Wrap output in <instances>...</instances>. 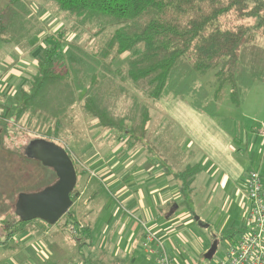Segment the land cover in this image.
I'll use <instances>...</instances> for the list:
<instances>
[{
	"label": "trees",
	"instance_id": "16d2710c",
	"mask_svg": "<svg viewBox=\"0 0 264 264\" xmlns=\"http://www.w3.org/2000/svg\"><path fill=\"white\" fill-rule=\"evenodd\" d=\"M48 1L81 25L113 30L96 52L87 51L76 39L66 41L65 27L43 37L36 74L26 89L13 96L16 105L9 108L10 103L2 114H11L5 119L15 123L24 120V132L57 137L64 119H69L73 105L80 101L81 110L95 120L92 128L111 130L132 146L142 143L149 132L150 100L186 96L193 108L219 116L217 107L225 90L230 102L238 105L255 80H264V48L257 40L264 37V0ZM15 11L9 8L8 24H0V38L23 44L41 29L26 28L28 11L23 15ZM124 52L129 53L124 67L113 68L112 61ZM208 72L213 74L210 87L200 82ZM138 94L149 101L142 102ZM220 121L224 129L231 130L230 118L220 116ZM173 144L172 152L164 148L170 161L162 157L161 167L178 181L182 204L194 216L192 184L200 166L184 163L179 145L176 149ZM63 148L76 175L83 174L68 148ZM77 195L74 188L72 201ZM13 213L3 221V246L9 245L13 234L40 235L50 227L39 218L21 220ZM69 222L78 223L74 219ZM88 230L83 225L80 231L87 234ZM226 237L234 239L231 233Z\"/></svg>",
	"mask_w": 264,
	"mask_h": 264
},
{
	"label": "rangeland",
	"instance_id": "374dc122",
	"mask_svg": "<svg viewBox=\"0 0 264 264\" xmlns=\"http://www.w3.org/2000/svg\"><path fill=\"white\" fill-rule=\"evenodd\" d=\"M9 8L12 9V12L17 9L19 14L22 15L25 14V11H28L26 10L27 8H30L29 10L32 15L28 22L24 24L26 28H29V30H31V27L38 28L44 30L45 34L51 35L55 34L58 29L65 27L68 31L65 34L66 41L76 39L78 43H80L84 48H86L87 51L90 52H96L102 48L113 30L111 27H107L103 30H97L98 27L95 25H92L91 27H89V24L81 25L79 22L75 21V18L66 16L65 12L58 10L57 6L48 0H0V24H8L11 17ZM74 24L76 27L75 31L72 30ZM7 35H9V33H7ZM1 37L4 38L6 36L1 35ZM33 37L35 38L36 36ZM257 40H259V47L264 48V37H258ZM36 42L37 45L34 54H37L38 57H40V54H38L37 51L40 49L39 51L41 52L44 44L39 43L41 44L40 47L38 44V39ZM61 44L62 47L65 46V42H62ZM126 54L129 55L128 52L118 55L119 57L117 56L116 61H112V67L123 68L125 65ZM26 56H28V54ZM16 57L19 59V55H17L15 52L14 58ZM29 64L30 71L36 73L37 60L33 64ZM200 78V82H202V84L209 85L213 80V74L212 72H208ZM17 92L18 91L14 90V93H11L12 96H9V102L7 103V105H10L11 103L9 108H13L14 104L16 105V100H14L13 96L16 97L18 94ZM138 95L142 102L149 101L143 95ZM153 101L155 100H150L148 105H150ZM158 101L162 102L163 109L170 118L175 120L176 115L189 124L190 122L194 123L192 124L193 130L191 129V131H187V128L185 129L187 133H195L194 136L196 138V134H203V132H205L207 140H212L211 143L212 146H214L212 151L214 154L212 160L215 162H213V164L216 168H218V170L225 173L230 171V173L232 172L234 174L239 172V167L245 172L252 170V165L241 163L235 157L240 153L241 150L242 152L244 151V142L238 145L235 143H229L231 147L229 150H225L223 147H221V143L222 141H225L224 136H227L229 141H231L232 136L239 138L243 137L245 133L248 135V137H250V133H252V127H259V121H264L263 80H255L247 89L246 93L242 95L241 101L238 105L230 102L229 96L226 94L225 98L221 100L218 106L219 116H210L208 114L202 115V117L198 116L200 119L196 121L191 120V117H189L187 114L189 111L185 109V104L188 106L190 102L188 97L179 96L164 98ZM80 103L81 102L78 101L73 105L72 110L69 112V119H64L63 122L65 123V126L62 130H60V133L57 137H42L45 140L52 141L57 145H62L63 147H67L71 149V151H74L78 159V163H80L87 170V172L85 170L84 175H77L75 188L80 191V198L71 204L69 207V212L63 214L57 220V222L49 224V226L53 227V229L58 232V235L52 239V241L58 246L52 250L47 249L50 247L46 244L47 241L50 242L51 240L49 236L45 238H42L43 236H36L35 238L33 235L23 237L19 234H13L8 238L9 245L7 247H3V245L0 244V264H51L52 260H55V264H79V262H83L82 258L85 259L87 255H89V251L92 250L91 247L95 251H98L96 254L91 253L89 255L93 259L91 264H104V261L102 260V254H100V257L98 256V254L102 251L101 246L103 243L98 244L93 242L94 244H92V242L89 243V241H85L83 245L79 246L77 238L81 237L80 231L78 232L77 236H73L68 231V227L71 224H78L74 222L67 223V221L73 219L74 216L76 219H80L84 222H87V220L91 218L92 220L95 219L97 221L95 225L96 228L103 221H109V219L115 215L116 212H118L117 216L124 215V217H129L133 215L136 217L135 211L132 213L134 208L129 207L130 202L127 201L125 196L121 195L122 192H119L117 188H115V184L112 181L114 176H104V172L99 171L97 167L99 164L104 163L108 164L106 166L110 167L108 169L112 170L114 168V163L109 166L111 161L115 160L114 162L116 163L123 161L126 158L125 156H123L121 153H116L114 155V153L119 149V146L123 145L126 141L124 139L119 141L117 137H115L116 139H109V136L107 135H104V137L101 138V135L104 132H108L109 134H115V132L111 130H102L98 127L92 128L95 120H93L92 117L88 116L81 110ZM4 110L2 113L5 112ZM157 115L158 114L155 113L153 114V117L155 118ZM10 116L11 114H7L5 116L0 115V154H10L12 157L11 160L13 162V173L10 176L7 188L3 193L0 194L1 240L5 238L6 234V231L3 227V221L8 217H12V215L14 216V203L18 193L38 192L48 186H52L57 180L56 174L52 168L45 166L40 161L28 156L27 153L24 152L28 141L39 137L38 134H34V132L28 130L24 132V128L21 126L23 123L22 121L24 120H22L21 123H15L14 119H8V121L7 119L1 120L4 117L10 118ZM220 116L222 118H235V120L232 121V123L234 122L233 125L231 123L230 131L223 128V125L220 123ZM155 120L156 119H154V121ZM166 123L167 124L164 127H161L160 131L163 132L162 135L168 137H165L163 140L164 142L160 141V143L157 145V147L162 151L157 149L153 150L151 153H147L146 161L148 162V165L145 167L135 163L140 160L142 157L141 155L136 156L134 160L132 158H126L127 161L125 164H133V170L128 171L125 174V172L122 171L125 166L122 165L121 167L117 168L118 172L122 171L121 173H116L117 177L124 176V179L126 178V180L129 181L134 176L133 172H135L137 168H147V174L149 175V172L151 171L149 165L153 166L156 160L160 162L162 157H165L170 161V154L167 153L164 148H167L168 152L173 151L175 137H171L170 135L175 132V129L172 131L173 128H171V125L167 119ZM144 142L147 145H153L154 148L157 144L156 142L158 141L153 138L148 139L147 141L144 140ZM247 144H249V142ZM238 148H240V151ZM92 151L101 153L100 157L95 159L93 163L89 162L86 158V154ZM72 158L76 161L74 154H72ZM191 159L193 160L191 163L200 161L199 154L192 156ZM235 163L237 165H234ZM159 165H161V163H159ZM207 166L202 167L201 171L195 175V182H198L200 178L204 176H206L208 180L206 188L201 189L202 198L199 201L201 206H199L197 202L194 205L196 211L195 215L199 217L203 225H200L194 218H190V216H188V218L185 220L181 219L180 228H183V231L178 233L177 230H175L174 234L169 235L165 242L169 255L175 264H218L222 254L227 250L228 245L226 234L221 233L220 229L223 227L226 228L227 226H233L236 228L238 225H240V221L238 224L229 222L227 225L223 221L227 216L234 217L236 219L240 218V207L236 205L235 201H231L230 204H228L230 200L227 199L223 204L222 197L220 198V202L215 201L212 203L207 202V199L205 200L204 195L210 193V189H212L214 183L217 180V172H214L215 169L210 174L212 177L208 179V176L210 175L206 172ZM78 169V171L81 170L80 167H78ZM2 179H4V177H2ZM127 186H129V184H126V188ZM217 187L215 188V192L212 193L215 194V196L218 195L216 192L221 193L222 190L220 188L217 189ZM127 189L130 188L128 187ZM93 191L94 196L91 197ZM10 206L11 208L9 214L3 213L6 208ZM202 209L206 210L205 213ZM181 210H185L184 207H179L178 211ZM129 211L132 213V215L128 213ZM70 213L74 216H71ZM149 215L152 218V214ZM17 216L18 215L15 214V217ZM189 218L191 222H189ZM167 221L168 220L166 219L157 221L156 218L152 220V222L155 223L154 227H158L159 225L158 228L162 227V230L165 232H170L175 222ZM113 223L114 219L111 224ZM161 224L164 225L161 226ZM204 224L207 226H204ZM239 233L240 228L235 229L231 232V237L233 236V238H237ZM112 234L113 236L108 238L109 241H115L117 239L116 234ZM214 235L217 236L216 250L213 256L210 259H207L204 257V253L210 247L211 239ZM50 236L52 237V234ZM99 239L98 241H100ZM15 245L19 247L31 245L37 249L40 246V248H42V246H48L45 248V250H48L47 258H40L38 254L34 252L30 253L31 255H29L27 259L23 261L22 258L24 256L22 254L13 253L12 249H15V247L11 246ZM108 250L114 252L113 249L108 248ZM137 261H139L140 264H146L144 261L141 262V259H138ZM110 264L133 263L129 262V255H127L126 259H122L119 255H113L111 253Z\"/></svg>",
	"mask_w": 264,
	"mask_h": 264
},
{
	"label": "crops",
	"instance_id": "0c3cea01",
	"mask_svg": "<svg viewBox=\"0 0 264 264\" xmlns=\"http://www.w3.org/2000/svg\"><path fill=\"white\" fill-rule=\"evenodd\" d=\"M29 9L30 8H27L29 13L26 16L27 18L28 17L30 18L32 15ZM45 35H49V34H45V31L41 30L39 31L38 34L34 35L36 36L35 38L32 36L33 38L31 37L27 42L23 44H21L22 42L19 44H15L14 42H8L5 41L4 39H0V115L3 114L2 111L6 108L7 103L9 102V96L10 97L12 96L11 93H14V90L19 91L21 88L26 89L29 86V79L32 77V75L36 74L30 71L29 63L33 64L34 62H36V60H38V55L34 54L37 45L36 41L38 39V44L39 43L43 44L42 39ZM41 44H39V46ZM39 50L40 49H38L37 51L38 54H40ZM15 52L17 53V55H19V59L17 57L14 58ZM27 54L28 56H26ZM125 57H126L125 58V62H126L129 55L126 54ZM116 59L117 57L114 59V61H116ZM228 93H229L228 90H225L224 98L226 94L228 95ZM189 105L187 106V104H185V109L189 111L187 114L189 115V117H191V120L196 121L200 119L198 118V116L202 117V115H207L205 112L195 109L191 105L190 106ZM149 111H150V120L147 123L149 132L147 133L145 141L154 138L156 141H158L156 142L157 144L155 145V147L153 148V145H147L144 141L142 143H137L136 145H132V146L124 142L123 145L119 146V149L114 153V155L116 153L117 154L121 153L126 158H132L133 160L136 158V156L141 155L142 157L140 158V160L135 163H137V165H142L143 167L148 165V162L146 161V154L151 153L153 150L160 149L157 147V145L160 143V141H163L165 137H168L162 135L163 132L160 131L161 127H164L167 124L166 123V119H167V121L171 125V128H173L172 131H174L175 129V132L170 136L175 137V148L177 149L179 147V149L181 150L182 161L184 163H191L193 162L191 157L196 156V154H199L201 162L195 161L200 166L199 172L201 171L202 167H206L207 165L208 166L206 168V172L209 175L214 169H215L214 172H217L216 174L217 180L214 183L212 189H210V193L204 195L205 200L207 199V202H212V203L215 201L220 202V198L222 197L223 204L225 203V200L229 199L230 201L228 204H230L231 201H235L236 205L240 207L239 219L227 216L226 219L223 220L226 225L229 222L233 224L236 223L238 224L239 221H240L239 223L240 225H238L236 228H234L233 226H227L226 228L223 227L222 229H220L221 233L223 234L231 233L233 230L245 226L246 214L249 205L248 197H247L246 177L249 171L245 172L241 170V168L239 167L240 169L239 172L235 174L232 172L230 173V171H227L228 173L221 172L213 164L214 161L212 160V157L214 154L212 151L214 149L213 148L214 146H212L211 143L212 140H207V136L205 132H203V134L200 133L196 134L197 139L194 136L195 133L194 134L190 132L187 133L188 130L190 131L191 129L193 130L192 124L194 123L190 122L189 124L176 115H175V120L170 118L164 111L162 102L158 100L153 101L149 105ZM155 113L159 115V118L158 115L155 118L153 117V114ZM4 119L5 117L2 118L1 120ZM154 119L156 120L154 121ZM232 119H231V123L232 121L235 120V118ZM259 123H260L259 127L258 126L252 127L251 129L252 133H250V137H248V135L245 133L243 137H239V138L232 136L231 141H229V138L227 136H224L225 141H222L221 147H223L225 150L227 149L229 150L231 149L229 143L230 144L235 143L236 145H238L244 142L245 144L244 151L242 152V150L240 151V148H238L240 153L235 157L241 163L252 165L251 167L252 170L258 172L261 178L262 187L264 188V135H262L259 132L261 124H264V121H259ZM186 128L187 131H185ZM104 135L109 136V139H113L117 137L114 133L109 134L108 132H104L101 135V138H103ZM118 140L121 141L122 139L118 138ZM248 142L249 144H247ZM68 150L71 155L74 154L76 161L78 163V159L75 155V152L71 151V149L69 148ZM160 151L162 150L160 149ZM100 155L101 153L92 151L86 154V158L89 162L93 163V161L99 158ZM126 158L123 161H119L117 163L114 162L115 160L111 161L109 163V166L112 163H114V168L112 170L108 169L110 167H107L106 165L108 164H104V163L99 164L97 167L99 171L104 172L103 173L104 176H108V175L114 176L112 181L115 184V188H117L119 192H122L121 195L125 196L127 201L130 202L129 207L134 208L132 213L135 211L136 217L133 216L130 211L128 213L132 216L129 217H124V215L117 216L118 212H116V214L114 212L115 215H113L109 219V221H103L98 227L95 228V225L97 223L95 219L92 220L90 218L87 220V222H84L80 219H76V217L71 213L70 215L74 216L73 219L78 222L77 224H80L82 226L84 225L89 228L87 234L80 232L81 237L77 238L78 243L80 242L79 246L83 245L85 241H89V243L92 242V244H94L93 242H96L98 244L103 243L101 246L102 251L98 254V256L100 257V254H102V260L104 261V264H110L111 253L113 255H119L120 258L122 259H126L127 255H129V262H132L133 264L135 263L140 264V262L137 261L138 259H141L142 260L141 262L144 261L146 262V264L147 263L149 264L152 258L151 255L143 247L144 228L145 227L149 228L150 230L156 232L159 235V237L163 242L165 250L169 254L165 243L166 240L168 239V236L174 234L175 230H177L178 233L183 231L182 230L183 228H180L181 219L185 220L186 218H188V216H190V218H193V215L182 204V198L178 187L179 184L178 181L175 180V178H173L171 175L166 174L165 171H163L162 167H160L161 165H159L160 162L158 160L155 161L154 165L152 164L153 166L149 165L151 169L149 175L147 174V168L143 169V168L135 167L137 168V170L133 172L134 176L129 181H127L126 178L124 179V176L117 177L116 173H121L122 171H124L126 174V172L133 170V164H125L127 161ZM11 159L12 157L10 154L7 155L4 153L0 154V194L6 190L10 176L13 173L12 171L13 162ZM78 164L83 171L82 175H84L86 169L80 163ZM122 165H124L125 168L121 172H118L117 168L121 167ZM234 165L237 164L235 163ZM2 177H4V179H2ZM210 177H212V175L208 176V179H210ZM194 182H195V177L192 184L193 200L191 203V208L193 209L194 214H196L194 205L197 202V204L201 206V204H199V201L202 198L201 189L206 188L208 180L206 176H204L200 178L198 182H195V184ZM126 184H129L127 188L129 187L130 189L126 188ZM240 184L243 186H241ZM216 187L217 189L219 188L222 189L221 193L216 192L218 194L217 196H215V194H212L213 192H215ZM77 192L78 195L75 200L80 198V191L78 189ZM92 196H94V191L91 197ZM75 200L72 203H74ZM179 207H184L185 210L178 211ZM10 208L11 206L7 207L3 213L9 214ZM202 210L205 213L206 210L204 209ZM149 214H152V218L150 217ZM154 218H156L157 221L163 219H166L168 221H174L175 229L173 226L170 232H165L164 230H162V227L158 228L159 225L158 227H154L155 223L152 222ZM190 218H189V222H191ZM113 219H114V223L111 224ZM164 224H161V226H163ZM112 233L116 234L117 239L115 241L108 240V238L113 236ZM18 234L22 235L23 237L24 236L28 237L30 235H33L35 238L36 236L37 237L43 236L42 238L49 236V238L51 239L50 242L47 241L46 243L50 247L42 246V248H40L41 247L40 246L37 249L31 245L24 247H19L16 245L11 246V247H15V249H12L14 254L17 253V254H22L24 256L22 258L23 261H25L29 255H31L30 253H34V252L38 254L40 258L41 257L47 258L48 250H45V248L48 247L47 249L52 250L53 248H57L58 246L52 241L53 237L58 235V232L54 230L53 227L51 226L42 235L41 234L36 235L30 232L18 233ZM51 234L52 237L50 236ZM213 237L217 238L216 235H214ZM98 239L100 241H98ZM228 240L229 239H227V241ZM3 247H7V246H3ZM108 248L113 249L114 252H111L110 250H108ZM91 249L92 250L89 251L90 252L89 255L91 253L94 254L98 253V251H95L92 247ZM89 255H87L85 259L82 258L83 264H91L93 262V259ZM82 263L79 262V264ZM51 264H55V260H52Z\"/></svg>",
	"mask_w": 264,
	"mask_h": 264
},
{
	"label": "water",
	"instance_id": "95a60500",
	"mask_svg": "<svg viewBox=\"0 0 264 264\" xmlns=\"http://www.w3.org/2000/svg\"><path fill=\"white\" fill-rule=\"evenodd\" d=\"M25 153L52 168L57 180L52 186L38 192L18 193L14 203L15 214L21 220L39 218L48 224H53L63 214L69 212L73 202L71 193L77 180L73 161L65 148L45 139H33L25 149ZM193 218L203 225L197 215ZM216 245L217 239H214L204 253L205 258L210 259L213 256Z\"/></svg>",
	"mask_w": 264,
	"mask_h": 264
},
{
	"label": "built area",
	"instance_id": "2783aa9c",
	"mask_svg": "<svg viewBox=\"0 0 264 264\" xmlns=\"http://www.w3.org/2000/svg\"><path fill=\"white\" fill-rule=\"evenodd\" d=\"M259 132L264 135V124ZM246 186L249 205L245 226L237 238L227 241V250L218 264H264V188L257 171L247 173ZM81 227L71 224L68 231L77 236ZM143 236V247L152 258L149 264H175L156 232L145 227Z\"/></svg>",
	"mask_w": 264,
	"mask_h": 264
},
{
	"label": "flooded vegetation",
	"instance_id": "af4514ba",
	"mask_svg": "<svg viewBox=\"0 0 264 264\" xmlns=\"http://www.w3.org/2000/svg\"><path fill=\"white\" fill-rule=\"evenodd\" d=\"M33 139H43V138L38 137V138H33ZM33 139H31V140L28 141V144L26 145L25 149H27V148L29 147V143H30ZM24 152H25V151H24ZM38 161H39V160H38ZM76 176H77V175H76ZM74 188H75V187H74Z\"/></svg>",
	"mask_w": 264,
	"mask_h": 264
}]
</instances>
